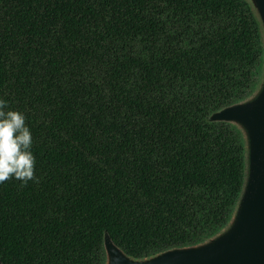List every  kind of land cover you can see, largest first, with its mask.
Here are the masks:
<instances>
[{"label": "trees", "instance_id": "1", "mask_svg": "<svg viewBox=\"0 0 264 264\" xmlns=\"http://www.w3.org/2000/svg\"><path fill=\"white\" fill-rule=\"evenodd\" d=\"M264 81L253 0H0V99L36 180L0 183L4 264L146 259L233 220L247 145L211 115Z\"/></svg>", "mask_w": 264, "mask_h": 264}, {"label": "water", "instance_id": "2", "mask_svg": "<svg viewBox=\"0 0 264 264\" xmlns=\"http://www.w3.org/2000/svg\"><path fill=\"white\" fill-rule=\"evenodd\" d=\"M253 2L264 25V0ZM210 119L241 124L249 138L247 180L230 225L205 243L146 259L128 256L106 232L107 264H264V82L255 96L214 112Z\"/></svg>", "mask_w": 264, "mask_h": 264}, {"label": "clouds", "instance_id": "3", "mask_svg": "<svg viewBox=\"0 0 264 264\" xmlns=\"http://www.w3.org/2000/svg\"><path fill=\"white\" fill-rule=\"evenodd\" d=\"M33 138L25 114L0 99V183L12 178L24 185L36 180Z\"/></svg>", "mask_w": 264, "mask_h": 264}, {"label": "rangeland", "instance_id": "4", "mask_svg": "<svg viewBox=\"0 0 264 264\" xmlns=\"http://www.w3.org/2000/svg\"><path fill=\"white\" fill-rule=\"evenodd\" d=\"M263 82H264V81H263ZM263 82L261 83V85L259 86V88L257 89L256 93H255L253 96H255V95L260 91ZM237 125L242 129V131H243V133H244V136H245V139H246V145H247V159H248V165H247V167H248V169H249V138H248V134H247L246 129H245L241 124H237ZM248 169H247V172H248Z\"/></svg>", "mask_w": 264, "mask_h": 264}]
</instances>
